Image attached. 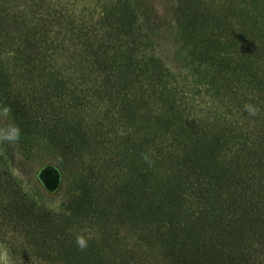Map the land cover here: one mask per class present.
I'll list each match as a JSON object with an SVG mask.
<instances>
[{
    "label": "trees",
    "instance_id": "trees-1",
    "mask_svg": "<svg viewBox=\"0 0 264 264\" xmlns=\"http://www.w3.org/2000/svg\"><path fill=\"white\" fill-rule=\"evenodd\" d=\"M78 2L0 0V90L20 67L27 132L79 188L55 210L7 193L0 154V243L18 264H264V0H175L179 71L146 0Z\"/></svg>",
    "mask_w": 264,
    "mask_h": 264
},
{
    "label": "rangeland",
    "instance_id": "rangeland-1",
    "mask_svg": "<svg viewBox=\"0 0 264 264\" xmlns=\"http://www.w3.org/2000/svg\"><path fill=\"white\" fill-rule=\"evenodd\" d=\"M101 2L104 0H79V10L88 5L93 13L95 11L100 13ZM90 3H92L91 6ZM146 3L148 6H141L140 9L143 19L147 21V28L153 32L150 34L151 38L158 45L160 53L169 66L175 71H179L178 67H180L182 59L179 58L178 45L174 39L173 10L175 0H146ZM19 68L17 67L18 71L14 77V90L10 92L11 96L0 90V105L8 106L11 109V120L20 127L22 132L21 139L17 143L0 142V154L7 155L12 176L19 187L17 189L10 188V192L7 187L6 191L17 195L21 190L30 198H35L47 208L55 210L71 202L72 198L79 193V188L71 174L65 175L62 172L54 160L53 154H48L43 150L41 139L34 134V127H32L33 134L29 133L31 131L27 132L26 111L24 110L29 108L28 111L32 109L43 116V109H37L36 105H31L30 99L33 93L27 90L29 80L24 81L26 77L20 74L21 68ZM36 83L39 85L40 79H36ZM8 122V120L0 119V127L6 126ZM25 133L30 135L29 142L26 141L28 138L25 139ZM3 190L4 188L0 187V192ZM19 196L21 197V194ZM16 199L18 198L16 197ZM67 224H69L68 221L63 225ZM0 247L6 249L10 264H18L11 258L6 246L0 243Z\"/></svg>",
    "mask_w": 264,
    "mask_h": 264
},
{
    "label": "clouds",
    "instance_id": "clouds-1",
    "mask_svg": "<svg viewBox=\"0 0 264 264\" xmlns=\"http://www.w3.org/2000/svg\"><path fill=\"white\" fill-rule=\"evenodd\" d=\"M243 107L250 116H256L261 111L257 105L251 103H246ZM0 119L9 121L6 126L0 127V142H19L22 132L20 127L12 122L11 109L8 106L0 105ZM142 159L146 163H151L150 156L146 153L142 154ZM75 243L81 250H83L88 246V239L85 235L78 234L75 237ZM0 264H10L7 251L3 247H0Z\"/></svg>",
    "mask_w": 264,
    "mask_h": 264
}]
</instances>
